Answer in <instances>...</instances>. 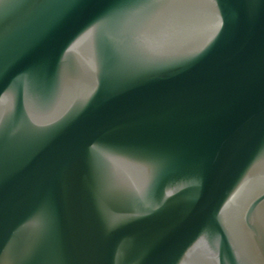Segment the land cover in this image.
<instances>
[{
  "label": "water",
  "instance_id": "95a60500",
  "mask_svg": "<svg viewBox=\"0 0 264 264\" xmlns=\"http://www.w3.org/2000/svg\"><path fill=\"white\" fill-rule=\"evenodd\" d=\"M0 264H264V0H0Z\"/></svg>",
  "mask_w": 264,
  "mask_h": 264
}]
</instances>
